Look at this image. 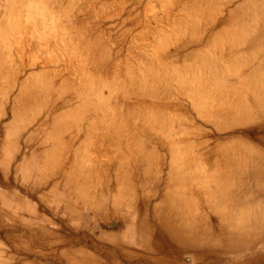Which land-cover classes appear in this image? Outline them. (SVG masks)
<instances>
[{
    "label": "bare ground",
    "instance_id": "bare-ground-1",
    "mask_svg": "<svg viewBox=\"0 0 264 264\" xmlns=\"http://www.w3.org/2000/svg\"><path fill=\"white\" fill-rule=\"evenodd\" d=\"M79 1L0 0V264H264V0Z\"/></svg>",
    "mask_w": 264,
    "mask_h": 264
},
{
    "label": "rangeland",
    "instance_id": "rangeland-1",
    "mask_svg": "<svg viewBox=\"0 0 264 264\" xmlns=\"http://www.w3.org/2000/svg\"><path fill=\"white\" fill-rule=\"evenodd\" d=\"M91 0H80L79 1V7L81 6V7H85V6H87V4L90 2ZM117 1V2H116ZM126 1V2H125ZM142 1V3H136V0H110V6H109V11L107 12V15H110V19H109V17H107V18H104L103 20H102V18L101 19H98V25L100 26V27H102L103 29H105V30H108V32L110 31V32H112L111 33V35L116 39V38H118V39H120V37H121V33H122V30L125 28V26L121 23V20L123 19V16H125L127 13H125V12H122L121 13V9H120V7L118 6L119 4H123L124 5V9L123 10H127V11H132L133 12V16L135 17V19H139V18H141V17H143L144 16V10H143V3H145L146 4V1L147 2H152L153 3V5L157 8V9H155V13L153 14H149V18H150V21H152V24L153 25H155L156 23H155V21L152 19V17L154 18V17H157V16H159V18L160 17H163L164 19H165V13H163L164 11L162 10V7L160 6V5H158V1L156 0H141ZM135 2V3H134ZM135 4V5H134ZM139 4V5H138ZM115 5V6H114ZM136 5H138V6H136ZM157 5H158V7H157ZM136 6V7H135ZM156 10L158 11V12H156ZM111 13V14H110ZM115 13V14H114ZM140 13H142V16H141V14ZM114 14V18H111V17H113L112 15ZM120 14H122L121 16H120ZM140 14V15H139ZM155 14H157V15H155ZM163 14V15H162ZM80 15H83V13H81ZM117 16V17H116ZM112 19V20H111ZM161 19V18H160ZM102 21V22H101ZM155 23V24H154ZM97 24H96V22H95V26H96ZM111 30H113V31H111ZM120 36V37H119ZM122 44H123V46L124 47H122ZM120 45V46H119ZM129 46V40H125V41H119L118 43H117V45L116 46H114V48H124V49H126L127 47ZM39 50V49H38ZM48 55V53H47V50H46V48H43V50H42V53L40 54V58H41V60H44V58L46 57ZM64 59V58H63ZM63 61H61V63H62ZM3 85V84H2ZM1 97V96H0ZM68 98H70V95H69V97ZM67 98V99H68Z\"/></svg>",
    "mask_w": 264,
    "mask_h": 264
}]
</instances>
